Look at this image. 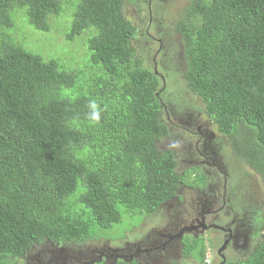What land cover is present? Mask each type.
Instances as JSON below:
<instances>
[{
  "label": "trees",
  "instance_id": "1",
  "mask_svg": "<svg viewBox=\"0 0 264 264\" xmlns=\"http://www.w3.org/2000/svg\"><path fill=\"white\" fill-rule=\"evenodd\" d=\"M126 1L0 0V264L36 245L99 239L97 228H113L123 213L151 215L181 183H206L202 171L177 172L173 150L158 146L184 107L165 101L169 78L137 55ZM71 8L70 40L92 31L81 87L16 35L29 23L50 30L47 20ZM171 22L184 44L185 89L264 185V0H189ZM93 101L99 121L89 118ZM207 248L196 241L185 254L205 263ZM223 264H264V233L247 259Z\"/></svg>",
  "mask_w": 264,
  "mask_h": 264
},
{
  "label": "flooded vegetation",
  "instance_id": "2",
  "mask_svg": "<svg viewBox=\"0 0 264 264\" xmlns=\"http://www.w3.org/2000/svg\"><path fill=\"white\" fill-rule=\"evenodd\" d=\"M150 28L146 31V47L151 49L158 45L153 57L154 65L157 67L159 64L162 65L161 46L166 47V44L164 34L160 31L158 34H151ZM135 41L138 43L139 40L135 38ZM166 77L167 74H161L162 79ZM166 98L165 96L167 102ZM186 109L184 107L181 111L174 113V119L171 120L174 124L169 126V131L172 132L179 126L178 128L184 130V133L189 134L185 161L189 168L198 169L208 176L206 183L198 187L181 183L175 197L166 202L168 205L161 209H158L160 206L157 208L159 211H164L158 217L159 226L151 227L146 235L135 241H127L125 245L107 244L102 250H98L99 257H104L105 262L109 260L110 264H118L121 258L126 262L140 264L144 259H153L158 253L176 247L178 248V251L174 252L176 259L172 260L177 264L186 260L187 248L196 241H203L210 248H215L217 243H220L217 252L222 260L225 258L226 261L237 262L247 259L259 244L260 237L264 233V194L260 187L244 190L242 185L234 179L238 175L240 177V172L236 169V165L232 169L226 166L223 152L224 136L229 139L235 163L247 162L241 161L233 153L230 137L220 131L217 120L207 112L205 116L203 111H200L197 116L191 114L188 120H182ZM168 119L171 118L168 117ZM178 142L180 141H175V143ZM205 169L211 170L209 172L214 176L213 186L209 182V174ZM253 177L256 178V183L261 185L256 175ZM193 184L201 183L194 180ZM199 196L204 198L197 202ZM262 228L263 233L260 232ZM45 244L36 245L33 250ZM52 246H54L53 243L49 245V248ZM48 252L43 256L44 260H49L53 256L56 261L61 258L66 263L63 252L59 253L57 249H48ZM30 253L26 255L27 258L30 257ZM226 253L237 259L227 258ZM80 262L92 264L91 259Z\"/></svg>",
  "mask_w": 264,
  "mask_h": 264
},
{
  "label": "rangeland",
  "instance_id": "3",
  "mask_svg": "<svg viewBox=\"0 0 264 264\" xmlns=\"http://www.w3.org/2000/svg\"><path fill=\"white\" fill-rule=\"evenodd\" d=\"M188 4L189 0H127L124 5L126 17L133 22L137 29L136 39L139 41L138 43L135 41V44L139 56L150 61L153 59L155 50L158 47L157 45L153 53L144 51V45L145 43L147 44V38L140 34L147 30L148 21H151L152 26L150 29L152 33L158 34L160 31L164 34L163 38L166 44L165 53L163 55L162 65L159 64L157 67L160 66L162 72L167 74V78H169L166 83V91L164 95L168 97L174 105L187 108L186 114L182 120H188L191 114L197 116L200 111H203V114L206 116L205 103L185 89L184 83L181 80V72L185 66L183 60L178 61L177 59L180 36L171 29L173 25V22L171 21L179 20L183 10ZM62 13L58 18L51 20L50 30L42 31L35 28L30 23L25 24L22 22L25 25L23 28H19L16 35L24 43L25 48L28 51L40 55L46 61L50 59L55 60L62 69L76 73L78 75V87H81L87 81L86 73L89 69V60L91 56L87 42L92 31L87 30L75 40H70L69 26L71 22L72 8L67 13ZM152 63H148V65H152ZM216 128L217 126L215 125V129ZM176 140H179L180 142L175 143ZM189 140L190 136L188 133H184V130L176 128V130L174 129L168 136L162 138L159 141L158 146L161 150L172 149L177 161V172L181 173L182 171L193 170L190 177L194 179L199 170L189 168L188 163L185 161V158L187 157V143ZM223 152L225 154L227 168L232 169V167L236 165V169L240 172V177L239 175H235L236 177L234 179L242 185L243 189L254 190L260 187L264 194L262 175L259 174L249 163H235L229 139L226 136L223 138ZM205 170L208 172L209 182L211 186H213L215 183L214 176L210 174L209 171L211 170ZM253 175H256L261 181V185L256 183V178L253 177ZM251 196L253 198V195ZM203 198L204 196H199L197 202ZM163 212V210H157L151 215H143L141 217H130L128 214L123 213L121 223L114 225L113 228L96 229L97 232L94 236L100 237L99 239L88 240L79 245L65 244L64 246L69 250L66 255L67 257H65V264H84L80 261L89 259L92 260V264L97 263L99 260L105 262L104 257H99L98 250H102L107 244H112L114 246L125 245L127 241H135L143 235H146L151 227L159 226L157 220ZM260 232L263 233V228ZM219 244L220 243H217L215 248H207L209 254V256L207 254V259L209 258L211 260L210 263L207 261L205 263H200L196 256L191 255L186 256L185 261L178 262L177 264H219L222 261V257L219 256L217 252ZM48 248L49 244L47 243L40 247H36L32 253H30L29 258L26 256L21 257L14 264H32L35 261H31V258L41 250H44L43 256L47 255L49 253L47 250ZM177 251L178 248H172L168 251L158 253L153 259H144L140 264H175L172 259H176L174 252ZM226 255L227 258L237 259L229 253H226ZM120 260L122 259L119 258V261ZM105 264H110L109 260H107Z\"/></svg>",
  "mask_w": 264,
  "mask_h": 264
},
{
  "label": "clouds",
  "instance_id": "4",
  "mask_svg": "<svg viewBox=\"0 0 264 264\" xmlns=\"http://www.w3.org/2000/svg\"><path fill=\"white\" fill-rule=\"evenodd\" d=\"M126 3V2H125ZM151 4V3H150ZM125 5V4H124ZM123 10H124V8H123ZM125 13V12H124ZM58 16L59 15H56V16H54V17H52L51 19H48L47 20V23L50 25V23H51V20L52 19H56V18H58ZM71 20H72V17H71ZM131 21V20H130ZM132 22V21H131ZM72 22H70V26H69V29H70V27H71V24ZM133 23V22H132ZM152 26V24H151V21H148V23H147V28H149V27H151ZM50 29H51V25H50ZM85 31H87V30H85ZM84 31V32H85ZM147 31V30H146ZM146 31L143 33V36H146ZM83 32V33H84ZM150 32H151V29H150ZM82 33V34H83ZM70 34H71V32H70ZM81 34V35H82ZM151 34H157V33H152L151 32ZM81 35H79V36H75L74 37V39H76L77 37H80ZM137 35V34H136ZM91 36V35H90ZM70 38H72L71 37V35H69V39ZM135 38H136V36H135ZM161 40V39H160ZM133 44H134V46H135V49H136V53H137V55L139 56V54H138V50H137V47H136V44H135V39H133ZM147 44L145 43V45H144V51H146V52H149V53H153V51L156 49V47H157V44L155 45V46H153L151 49H148L147 47ZM184 50V44L182 43V37H180V41H179V47H178V51H177V59H178V61H181V60H183L184 61V59H183V51ZM161 52H162V54L164 55V53H165V47H162L161 46ZM156 72H157V70H156ZM88 108H89V118L91 119V120H93V121H99L100 119H101V111H100V109H99V107H98V105L93 101V102H89V104H88ZM263 190H264V186H263ZM204 245H205V243H203ZM208 247V246H207ZM208 256H209V254H208ZM207 256V257H208ZM206 261L207 262H211V260L208 258V259H206Z\"/></svg>",
  "mask_w": 264,
  "mask_h": 264
},
{
  "label": "water",
  "instance_id": "5",
  "mask_svg": "<svg viewBox=\"0 0 264 264\" xmlns=\"http://www.w3.org/2000/svg\"><path fill=\"white\" fill-rule=\"evenodd\" d=\"M168 204L166 202L162 203L160 205V207L158 209L163 208L164 206H167ZM48 249H57L59 250V253L63 252V254L66 256L68 253V249L65 246H52ZM47 249V250H48ZM43 250L39 251L33 258H31L32 261H35V264H65V262H63L61 260V258H59L57 261L53 258V256L49 259V260H44L43 258ZM67 257V256H66ZM226 261L225 258H223L222 262L220 264H223Z\"/></svg>",
  "mask_w": 264,
  "mask_h": 264
}]
</instances>
